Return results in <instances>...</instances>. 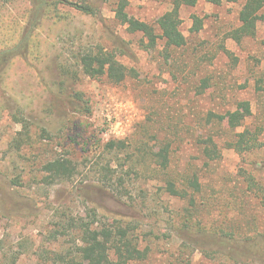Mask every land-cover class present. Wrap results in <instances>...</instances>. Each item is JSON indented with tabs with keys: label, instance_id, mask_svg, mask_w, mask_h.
Listing matches in <instances>:
<instances>
[{
	"label": "rangeland",
	"instance_id": "374dc122",
	"mask_svg": "<svg viewBox=\"0 0 264 264\" xmlns=\"http://www.w3.org/2000/svg\"><path fill=\"white\" fill-rule=\"evenodd\" d=\"M37 1L0 0L2 264H35L39 250L55 248L46 237L55 224L93 222L134 228L148 255L129 264H264V196L246 179L264 188V146L242 155L221 149L205 166L193 144L204 130L222 146L245 129L264 143V21L254 37L229 35L246 0L182 6L186 44L159 41L151 50L115 21L117 0H92L99 17L51 2L48 13L35 15ZM126 1L127 16L154 23L175 0ZM193 16L202 20L199 32ZM95 48L113 52L134 75L120 84L84 75L78 59ZM240 102L251 109L241 127L205 121L207 112L225 115ZM110 140L126 148L108 152ZM165 145L170 179L198 174L195 207L189 197L169 196L151 156L138 152ZM55 160L69 161L74 176L50 180L43 166ZM107 167L114 184L123 181L119 189L105 181ZM226 235L255 241V257L218 253Z\"/></svg>",
	"mask_w": 264,
	"mask_h": 264
},
{
	"label": "trees",
	"instance_id": "16d2710c",
	"mask_svg": "<svg viewBox=\"0 0 264 264\" xmlns=\"http://www.w3.org/2000/svg\"><path fill=\"white\" fill-rule=\"evenodd\" d=\"M37 1L35 15L48 13L50 2L54 9L57 4L69 6L81 14L99 17L98 6L92 0H49L45 5L43 0ZM53 1V3H52ZM206 3L219 6L223 2L236 3L238 0H204ZM198 0H175L173 8L160 16L154 23L129 17L125 14L128 7L126 0H117L114 9V19L125 30L132 35L140 36L141 48L151 50L156 47L159 41H165L170 47L178 49L186 44L180 24L179 10L182 6L194 7ZM264 0H246L238 14L239 26L230 32V38L239 42L244 38L254 37L257 24L264 21ZM202 20L193 16V31L199 32L202 29ZM78 65L84 75L90 78L106 77L113 84L122 83L129 75H134L133 70H128L116 58L113 52L102 48H95L92 51L85 52L78 59ZM209 87L208 80H203L200 89ZM251 116V109L248 102L237 104L236 110L228 112L225 115L207 112L205 121L212 126L226 125L230 129H236L242 126L243 122ZM231 142H224L222 146L217 142L216 134H211L210 130H204L200 135L194 137L193 144L197 152L201 155V161L205 166L221 158V149L233 150L242 155L247 152L260 149L264 143L260 141L257 132H251L245 129L234 136ZM108 152L123 151L126 146L122 141L110 140L105 144ZM169 146H161L157 152H149L141 146L138 149L141 156L150 155L154 170L165 177L164 191L174 198L191 199V206L195 207L193 193H199L201 183L196 171H184L178 180V183L170 179L168 174L170 168ZM104 179L111 187L119 189L123 186V181L118 180L114 184L111 180L110 168H104ZM43 171L48 174L50 180H67L74 176L75 167L67 160H55L43 166ZM249 190H256L264 196V188L257 187L252 178H246ZM47 240L55 245L52 249H41L38 251V257L35 264H129L133 261L144 260L147 257V249L139 248L138 236L134 228L124 224H55V228L48 232ZM209 236V235H208ZM197 237V234L194 236ZM203 237V236H202ZM222 248H218V253L231 257L234 256H253L257 243L244 238L236 239L233 236H223ZM67 240V242H65ZM264 242V241H261ZM252 259V257H250ZM237 261V260H235ZM16 260L12 264H16ZM2 264V258H0Z\"/></svg>",
	"mask_w": 264,
	"mask_h": 264
}]
</instances>
